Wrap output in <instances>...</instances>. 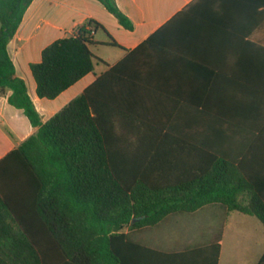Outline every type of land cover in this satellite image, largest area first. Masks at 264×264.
<instances>
[{
	"label": "trees",
	"instance_id": "16d2710c",
	"mask_svg": "<svg viewBox=\"0 0 264 264\" xmlns=\"http://www.w3.org/2000/svg\"><path fill=\"white\" fill-rule=\"evenodd\" d=\"M99 1L133 30L115 0ZM32 2L0 0V95L38 128L0 159V264H218L221 233L162 252L134 232L208 205L264 227V141L230 139L245 116L237 100L180 89L150 41L42 122L8 50ZM99 28L87 20L30 63L39 98L53 100L93 73Z\"/></svg>",
	"mask_w": 264,
	"mask_h": 264
},
{
	"label": "crops",
	"instance_id": "0c3cea01",
	"mask_svg": "<svg viewBox=\"0 0 264 264\" xmlns=\"http://www.w3.org/2000/svg\"><path fill=\"white\" fill-rule=\"evenodd\" d=\"M115 2L132 21L133 30L123 28L99 0H33L29 6L8 50L17 75L27 83L42 122L81 94L129 51L150 41L148 48L156 51L162 62V74L177 77L175 83L180 89L222 91L237 100L245 116L238 123V129L229 133L230 139L264 141V0ZM89 19L103 27L93 31L94 43L90 50L92 46H110L117 51L108 56L93 52L100 59V73L84 81L92 73L86 75L53 100L39 98L36 83L33 85L27 80L30 63L40 61L46 46L73 34ZM110 41L119 47L108 45ZM37 130L22 110L10 105L7 96L0 95V159ZM253 218L256 217L208 205L193 213L167 216L156 225L135 230L134 238L154 250L179 252L206 245L221 233L218 262L221 264L228 252L231 258L235 255L232 249L226 248L229 224L251 225ZM3 230L0 227V234ZM260 240L246 246L238 264L258 263L264 253Z\"/></svg>",
	"mask_w": 264,
	"mask_h": 264
},
{
	"label": "rangeland",
	"instance_id": "374dc122",
	"mask_svg": "<svg viewBox=\"0 0 264 264\" xmlns=\"http://www.w3.org/2000/svg\"><path fill=\"white\" fill-rule=\"evenodd\" d=\"M51 39L45 41L46 43L50 42ZM92 53L94 52L95 54H102L104 56H108L110 52L117 51L116 48L107 46V47H91ZM101 64L99 61H95L94 65V71L88 78H86L87 81L91 79L94 74H98L101 71ZM28 81L31 82L33 85L35 84V81L31 75V72L28 71ZM85 83V82H83ZM254 219V223H251V225H238L235 222H232L229 224L227 230H226V248L228 250L232 249L234 252V257L231 258L229 252L224 256V259H222L221 264H238L239 262L241 263V260L243 258V251L245 250L246 246L250 244L253 240L256 241V243L261 239L260 241L262 242V246H264V228L262 224L256 219ZM253 227L254 229L250 231L248 227ZM231 251V250H230Z\"/></svg>",
	"mask_w": 264,
	"mask_h": 264
}]
</instances>
